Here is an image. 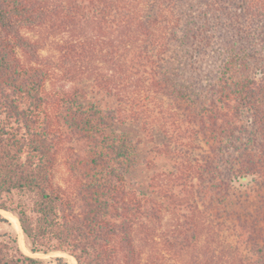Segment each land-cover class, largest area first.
Segmentation results:
<instances>
[{
    "label": "trees",
    "instance_id": "obj_1",
    "mask_svg": "<svg viewBox=\"0 0 264 264\" xmlns=\"http://www.w3.org/2000/svg\"><path fill=\"white\" fill-rule=\"evenodd\" d=\"M36 29L61 35V91L49 88L57 66L41 55L29 33ZM136 128L179 133L189 143L178 146L196 151L170 172L186 205L211 221L188 217L164 237L188 256L182 264H219L199 237L215 224L235 232L236 264H264L258 0H0V209L17 217L31 252L62 251L76 264H155L138 238L155 239L161 198L177 193L155 188L156 177L147 192L127 183L140 157ZM61 152L67 188L53 176ZM0 264L46 263L7 231Z\"/></svg>",
    "mask_w": 264,
    "mask_h": 264
},
{
    "label": "rangeland",
    "instance_id": "obj_2",
    "mask_svg": "<svg viewBox=\"0 0 264 264\" xmlns=\"http://www.w3.org/2000/svg\"><path fill=\"white\" fill-rule=\"evenodd\" d=\"M258 3L264 7V0H258ZM29 33L34 39H38L41 43V55L51 62L52 67L57 66L54 70V80L52 83H49V88L61 91V35L43 34L41 29L32 30ZM163 124L158 122V125L156 126L159 129L164 130V127L167 124ZM145 130V132L143 130L138 131L137 128L135 130V136L141 138V141L138 144L140 148V157L132 172L133 176L127 178V183L137 190L147 192L151 190V188L148 187V183H151L152 177H156L153 183L154 185L156 184L155 188L159 189L166 186H172L177 194L172 202L165 197L161 198V201L164 205H167V207L160 208L162 219L160 226L157 227V236L155 239L149 240V242L146 243L142 238H138L139 247L143 251L142 258L144 259L147 254L153 253L156 257H152L155 264H182L184 258L188 256L176 252L177 246L174 247V250L173 248L167 247L163 242L164 237L172 231L177 232L179 229L186 227L187 225H184V221H186L188 217V222H191L193 218L196 220L199 219V221L202 222L201 226H203L204 223L206 225L210 219L204 212L199 213L196 210H191V208L186 205V200L183 196L185 195L184 193H186L183 190L184 184L182 185L183 182L181 183V179L170 171L175 172V168L171 169V166H173V163H176L182 155L192 157L196 155V151L189 146H178V144L183 145L189 143L188 138H186V136L185 138H182L179 136V133L176 134L170 130H166V132L163 133L161 130L153 132L150 128L149 131H147V129ZM167 144H170L169 151L171 152L168 151ZM65 158V154L61 152L53 176L55 183L67 188L71 186L72 176L70 177L69 171L66 167ZM186 165L187 164L185 163L182 164L180 169L187 170ZM178 171L176 170V172ZM177 174H179V172ZM244 179L245 178L243 177L242 180ZM180 189H182V191ZM0 214L7 219V222H0V233L7 231L13 232L16 238V245L24 254L41 258L46 264H54L53 258L57 256L63 257L67 264H76L74 261L75 259L72 256L70 257V255L67 256L59 252H31L27 239L15 225V222H17L15 215L10 211H0ZM144 221L147 222L148 220ZM227 227H220L215 224L210 227V231L208 232L205 230L206 228L204 226L205 229H202V234H200L199 237L202 240V243H205L207 247L214 248V255L218 259L217 262L219 264H236V250H240L241 247L237 248L238 243L236 241L235 232L233 229L231 230L229 226Z\"/></svg>",
    "mask_w": 264,
    "mask_h": 264
},
{
    "label": "water",
    "instance_id": "obj_3",
    "mask_svg": "<svg viewBox=\"0 0 264 264\" xmlns=\"http://www.w3.org/2000/svg\"><path fill=\"white\" fill-rule=\"evenodd\" d=\"M0 211H6V210H2V209H0ZM7 212V211H6ZM15 218H16V220H17V222H18V225H19V221H18V219H17V217L15 216ZM19 230L22 232V230H21V227H20V225H19ZM55 252H59V253H62V254H64V255H67V256H69V254H67V253H65V252H62V251H55ZM71 257V256H70ZM75 261V260H74Z\"/></svg>",
    "mask_w": 264,
    "mask_h": 264
},
{
    "label": "bare ground",
    "instance_id": "obj_4",
    "mask_svg": "<svg viewBox=\"0 0 264 264\" xmlns=\"http://www.w3.org/2000/svg\"><path fill=\"white\" fill-rule=\"evenodd\" d=\"M15 225H16L17 229L19 230L20 228H19V225L17 224V222H15Z\"/></svg>",
    "mask_w": 264,
    "mask_h": 264
}]
</instances>
